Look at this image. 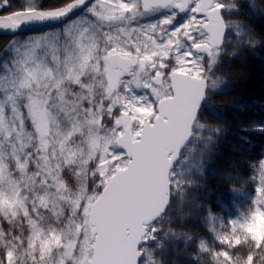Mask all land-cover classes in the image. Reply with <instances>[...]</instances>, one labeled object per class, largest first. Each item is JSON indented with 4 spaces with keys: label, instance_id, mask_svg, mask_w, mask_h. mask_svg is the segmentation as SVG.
<instances>
[{
    "label": "snow or ice",
    "instance_id": "6c2138e0",
    "mask_svg": "<svg viewBox=\"0 0 264 264\" xmlns=\"http://www.w3.org/2000/svg\"><path fill=\"white\" fill-rule=\"evenodd\" d=\"M0 33V264H264V103L233 73L264 0H0Z\"/></svg>",
    "mask_w": 264,
    "mask_h": 264
},
{
    "label": "trees",
    "instance_id": "16d2710c",
    "mask_svg": "<svg viewBox=\"0 0 264 264\" xmlns=\"http://www.w3.org/2000/svg\"><path fill=\"white\" fill-rule=\"evenodd\" d=\"M7 39L6 36L0 35V47L3 46L4 41ZM240 72H246L249 75L247 81V96L256 101V109L259 110L261 103H264V57L257 54L256 57L250 58L247 63L238 62L233 68V73L239 75ZM245 82L240 81L238 87L243 88ZM210 173L212 169L209 170ZM220 186V181L214 179L211 175L207 183V188L210 193H213L212 199L215 198L216 189ZM248 205L244 201L232 205L229 204L223 212L217 210L218 215H223L225 219L229 216L236 218L238 215H242L243 211H246Z\"/></svg>",
    "mask_w": 264,
    "mask_h": 264
},
{
    "label": "water",
    "instance_id": "95a60500",
    "mask_svg": "<svg viewBox=\"0 0 264 264\" xmlns=\"http://www.w3.org/2000/svg\"><path fill=\"white\" fill-rule=\"evenodd\" d=\"M0 35H3V33H0Z\"/></svg>",
    "mask_w": 264,
    "mask_h": 264
}]
</instances>
